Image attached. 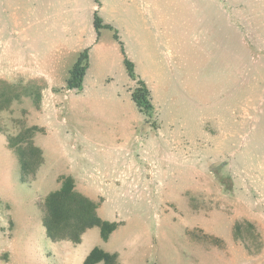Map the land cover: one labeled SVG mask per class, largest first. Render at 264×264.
<instances>
[{"label":"rangeland","instance_id":"obj_1","mask_svg":"<svg viewBox=\"0 0 264 264\" xmlns=\"http://www.w3.org/2000/svg\"><path fill=\"white\" fill-rule=\"evenodd\" d=\"M32 126L44 163L24 182L9 137ZM60 174L117 223L108 239L47 236ZM96 247L116 264H264V0H0V264H84Z\"/></svg>","mask_w":264,"mask_h":264},{"label":"trees","instance_id":"obj_2","mask_svg":"<svg viewBox=\"0 0 264 264\" xmlns=\"http://www.w3.org/2000/svg\"><path fill=\"white\" fill-rule=\"evenodd\" d=\"M95 26L98 32L103 27L112 28L111 24H105L98 15L95 17ZM115 37L120 41L117 33H115ZM125 65L130 78L136 83L135 87L131 89L132 99L149 121L156 114L152 90L147 82L138 76L132 61L125 58ZM89 66L90 52L89 49H85L70 69L66 85L68 89L77 92L83 91L84 79ZM38 130H42V128L38 126L24 127L18 134L9 137L10 146L16 149L19 155L22 181L24 182L33 178L44 163L43 150L34 140ZM60 181L61 187L50 192L45 199L43 225L47 236L53 241L69 240L78 244L88 229L98 226L101 229L102 237L108 239L117 228V223L104 220L99 216L98 204L76 189V183L72 176L63 175L60 177ZM225 190L229 191V189ZM117 259V253H109L96 247L86 257L84 264H96L102 261L105 264H116Z\"/></svg>","mask_w":264,"mask_h":264},{"label":"crops","instance_id":"obj_3","mask_svg":"<svg viewBox=\"0 0 264 264\" xmlns=\"http://www.w3.org/2000/svg\"><path fill=\"white\" fill-rule=\"evenodd\" d=\"M106 23H109V22H106ZM110 24V23H109ZM90 68V67H89ZM89 70V69H88ZM87 74V73H86ZM131 80V82H133L132 81V79H130ZM87 80H86V76H85V79H84V82H86ZM63 175H67V176H72L73 177V175L72 174H60L59 176H58V182L57 183H59L60 182V177L61 176H63ZM74 178V177H73ZM74 180H75V182H76V189L79 191V192H81L82 194H84V195H86L87 196V194H86V192L84 191V189H79V187H78V182L79 181H81V180H79V179H77V178H74ZM82 182V181H81Z\"/></svg>","mask_w":264,"mask_h":264}]
</instances>
